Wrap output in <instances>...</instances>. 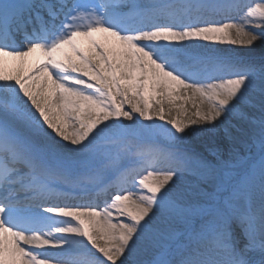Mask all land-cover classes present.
I'll return each mask as SVG.
<instances>
[{"label": "snow or ice", "instance_id": "snow-or-ice-1", "mask_svg": "<svg viewBox=\"0 0 264 264\" xmlns=\"http://www.w3.org/2000/svg\"><path fill=\"white\" fill-rule=\"evenodd\" d=\"M0 264H264V0H0Z\"/></svg>", "mask_w": 264, "mask_h": 264}, {"label": "bare ground", "instance_id": "bare-ground-1", "mask_svg": "<svg viewBox=\"0 0 264 264\" xmlns=\"http://www.w3.org/2000/svg\"><path fill=\"white\" fill-rule=\"evenodd\" d=\"M227 46H228V48H233L234 47V46H230V45H227ZM255 47H256V53H255V55L259 56L260 55V51H261L259 44L257 46H255ZM235 51H237V52H247L249 50L248 49H245V48H241L239 46H235ZM180 103H181L180 101L177 102L178 105ZM189 109H190V111H189V116H190L191 115V112L194 111V109H191V105L190 104H189ZM172 114H173V116H176L177 115V110L176 109H173V113ZM180 115H181V118L182 119H186L183 116L182 113H180ZM156 122L157 123H160L159 120L158 121L156 120ZM204 140H205V142H208V143L211 142L208 147H212L213 146L211 134H208V135L200 136V137H191L189 139V141L187 142V144L185 145V147L194 149V150H196L198 152H201L203 150V148H201V145L200 144H202V142ZM192 143H193V145H192Z\"/></svg>", "mask_w": 264, "mask_h": 264}, {"label": "rangeland", "instance_id": "rangeland-1", "mask_svg": "<svg viewBox=\"0 0 264 264\" xmlns=\"http://www.w3.org/2000/svg\"><path fill=\"white\" fill-rule=\"evenodd\" d=\"M216 47L225 48V49L228 48L227 45H216ZM157 121H158V120H157ZM210 143H211V142H210ZM210 143L205 142V140H204V141L202 142V144H200V145H201V148H203V150L201 151V153H202L205 157L210 158V159H213V157H211V156L208 154V152H207V149L209 148L208 146H209ZM192 145H193V143H192Z\"/></svg>", "mask_w": 264, "mask_h": 264}]
</instances>
